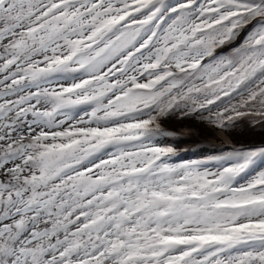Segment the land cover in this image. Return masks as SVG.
Returning <instances> with one entry per match:
<instances>
[{"label": "snow or ice", "instance_id": "snow-or-ice-1", "mask_svg": "<svg viewBox=\"0 0 264 264\" xmlns=\"http://www.w3.org/2000/svg\"><path fill=\"white\" fill-rule=\"evenodd\" d=\"M0 264H264V0H0Z\"/></svg>", "mask_w": 264, "mask_h": 264}]
</instances>
